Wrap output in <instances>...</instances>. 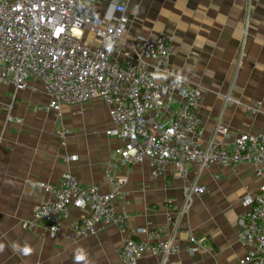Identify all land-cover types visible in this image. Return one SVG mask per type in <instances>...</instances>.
<instances>
[{
  "label": "crops",
  "instance_id": "1",
  "mask_svg": "<svg viewBox=\"0 0 264 264\" xmlns=\"http://www.w3.org/2000/svg\"><path fill=\"white\" fill-rule=\"evenodd\" d=\"M119 1L97 0L92 13L118 16ZM127 11L131 41L161 33L174 36L180 87L198 86L201 92L206 140L220 123L230 128V144L242 131H264V0H130ZM89 39L100 43L93 35ZM48 103L44 93L26 89L15 94L12 86L0 84V264H77L81 249L86 259L79 264H125V238L144 239L145 228L176 231L180 241L194 233L207 249L167 258L146 254L137 264H239L247 249L237 235L242 200L264 182L251 163L210 164L202 172L193 164L191 181L199 179L207 192L191 199L172 167L154 178L146 160L118 166L116 178L128 179L115 200L128 211L127 233L110 223L88 237L69 238L71 225L88 213L76 206L55 236L40 223L32 230L23 228L21 221L32 217L48 196L38 190L40 182L59 185L71 173L110 191L107 163L123 144L107 133L113 122L102 100L91 101L77 114L64 106L59 116L47 109ZM25 247L31 249L27 254Z\"/></svg>",
  "mask_w": 264,
  "mask_h": 264
},
{
  "label": "built area",
  "instance_id": "2",
  "mask_svg": "<svg viewBox=\"0 0 264 264\" xmlns=\"http://www.w3.org/2000/svg\"><path fill=\"white\" fill-rule=\"evenodd\" d=\"M96 1L0 0V84L12 86L15 94L26 89L44 93L49 97L47 109L58 116L64 106L77 114L100 99L113 122L107 133L123 143L107 163L110 191L97 183L85 184L71 173L59 185L40 182L38 190L48 196L38 202L32 217L21 221L22 227L32 230L40 223L55 236L76 206L88 213L71 225L69 238L88 237L110 223L127 233L128 211L115 200L128 179L116 178L114 171L129 163L148 161L154 178L172 167L175 177L185 182L188 199L207 192L199 179L191 181L193 164L202 172L210 164L251 163L258 175H264V131H242L230 144V128L220 123L206 140L201 92L198 86L180 87L173 63L178 53L174 36L161 33L131 41L130 0L115 5V17L94 15ZM92 35L100 43L91 41ZM242 204L237 235L247 249L238 262L264 264V182L258 191H247ZM142 231L144 239L125 238V264H137L146 254L167 258L183 250L207 249L206 241L194 233L180 241L176 231Z\"/></svg>",
  "mask_w": 264,
  "mask_h": 264
},
{
  "label": "clouds",
  "instance_id": "3",
  "mask_svg": "<svg viewBox=\"0 0 264 264\" xmlns=\"http://www.w3.org/2000/svg\"><path fill=\"white\" fill-rule=\"evenodd\" d=\"M24 253L27 254L31 251L30 248L28 247H25L23 249ZM76 261H77V264H79L80 261H84L86 259V254L84 253V251L81 249V250H78V253L75 257Z\"/></svg>",
  "mask_w": 264,
  "mask_h": 264
}]
</instances>
